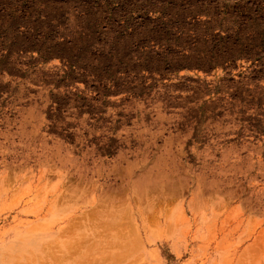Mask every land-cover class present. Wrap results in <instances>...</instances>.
<instances>
[{"label":"rangeland","instance_id":"obj_1","mask_svg":"<svg viewBox=\"0 0 264 264\" xmlns=\"http://www.w3.org/2000/svg\"><path fill=\"white\" fill-rule=\"evenodd\" d=\"M0 264H264V0H0Z\"/></svg>","mask_w":264,"mask_h":264}]
</instances>
